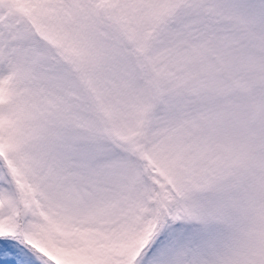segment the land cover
<instances>
[{
    "label": "snow or ice",
    "instance_id": "6c2138e0",
    "mask_svg": "<svg viewBox=\"0 0 264 264\" xmlns=\"http://www.w3.org/2000/svg\"><path fill=\"white\" fill-rule=\"evenodd\" d=\"M91 5L0 0V264H264V0Z\"/></svg>",
    "mask_w": 264,
    "mask_h": 264
},
{
    "label": "rangeland",
    "instance_id": "374dc122",
    "mask_svg": "<svg viewBox=\"0 0 264 264\" xmlns=\"http://www.w3.org/2000/svg\"><path fill=\"white\" fill-rule=\"evenodd\" d=\"M262 0H92L91 11L104 17L108 24L124 28L130 22L142 24L145 20L163 19L179 11L192 13L197 12L200 5L205 3L215 7L222 5L228 9H247L251 14L258 8ZM222 19L221 27L228 28L232 24L231 17L226 13L219 16ZM70 55V54H69ZM45 226L47 221H42ZM46 233L41 230V238Z\"/></svg>",
    "mask_w": 264,
    "mask_h": 264
},
{
    "label": "trees",
    "instance_id": "16d2710c",
    "mask_svg": "<svg viewBox=\"0 0 264 264\" xmlns=\"http://www.w3.org/2000/svg\"><path fill=\"white\" fill-rule=\"evenodd\" d=\"M208 8H211V7L203 3L200 5V8L197 12L187 13V12L179 11L177 13L175 12L171 14L170 16L166 18L176 20L177 22L182 23V24L193 23L194 21H197L201 18H210L213 20L220 21V24H221L222 19L219 16H211V14L206 11V9ZM193 26L195 27L194 23H193Z\"/></svg>",
    "mask_w": 264,
    "mask_h": 264
}]
</instances>
